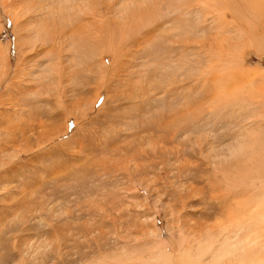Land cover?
<instances>
[{
    "label": "rangeland",
    "instance_id": "374dc122",
    "mask_svg": "<svg viewBox=\"0 0 264 264\" xmlns=\"http://www.w3.org/2000/svg\"><path fill=\"white\" fill-rule=\"evenodd\" d=\"M239 1L0 0V264H157L254 217Z\"/></svg>",
    "mask_w": 264,
    "mask_h": 264
},
{
    "label": "bare ground",
    "instance_id": "6f19581e",
    "mask_svg": "<svg viewBox=\"0 0 264 264\" xmlns=\"http://www.w3.org/2000/svg\"><path fill=\"white\" fill-rule=\"evenodd\" d=\"M219 1L224 2L225 0H219ZM241 2L245 3L244 0ZM247 3L248 4L245 6H249L253 12L252 17L249 20L243 19L246 22V26L248 27L247 29H251V31H249L250 35L247 34V36H250L249 39H251V37L254 39V42L251 43L252 45L250 44L249 46L250 47L254 46L255 49L261 52L264 51V36L263 34L262 36H259V33L257 32L262 30L263 31L262 33H264V0H247ZM233 10L237 12V15L240 14L238 7H234ZM244 21L243 23H245ZM254 27H256L255 30ZM244 35L245 33L241 31L240 36H244ZM239 67L242 66L240 65ZM239 70L241 74L248 71V69L244 68V66ZM257 71L258 70H256V72ZM239 93H241V91ZM245 95L247 99L251 96L250 92H247V94ZM251 146L252 144L250 145V147ZM251 151H252L251 153H253L254 151L256 153L257 147L254 146L253 148L252 146ZM258 156H260L261 159L259 160L260 163L258 165L261 170L258 169L259 173L254 178L255 180L254 183L258 184V187L256 189L257 200L254 202V205L248 206L250 207V210H252V214L254 215V217L252 219H247L248 221L250 220L247 223L237 220L235 226L231 225L233 226L231 229L224 230L221 234L219 233V235L215 238V241H220V243L218 244L209 243L208 246L206 245V247L203 244L204 246L202 245V247H198L193 250L192 256H191L192 251L191 252L187 251L188 256L181 254V256H179L178 258L170 257L168 259H163V260L161 259V261L157 264H264V155L262 153V155L258 154L257 157ZM237 214L239 215V211L237 212ZM237 214L235 218L238 217ZM181 250H183V248ZM162 255H164V253Z\"/></svg>",
    "mask_w": 264,
    "mask_h": 264
}]
</instances>
